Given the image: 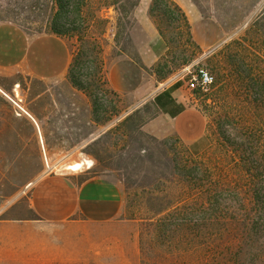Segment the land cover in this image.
<instances>
[{
    "label": "rangeland",
    "instance_id": "obj_1",
    "mask_svg": "<svg viewBox=\"0 0 264 264\" xmlns=\"http://www.w3.org/2000/svg\"><path fill=\"white\" fill-rule=\"evenodd\" d=\"M175 1L195 22V42L183 43L176 23L164 24L165 52L140 71L130 92L115 91L108 70L121 56L141 62L137 43L148 38L151 23L156 26L152 0H140L118 37V12L109 9L97 76H88L83 59L51 79L24 66L0 67V217H32V191L48 174L100 176L122 187L124 215L140 221L142 264L159 263L150 252L147 222L193 192L184 175L201 170L216 180L236 177L240 145H253L255 136L264 155V0ZM75 17L61 0H0V24H17L30 37L58 34L72 58L81 45ZM198 67L214 76L208 90L189 82ZM177 79L188 83L192 103L208 119L199 154L175 135L159 138L145 128L156 116L145 98ZM77 163L81 168L72 169Z\"/></svg>",
    "mask_w": 264,
    "mask_h": 264
},
{
    "label": "crops",
    "instance_id": "obj_2",
    "mask_svg": "<svg viewBox=\"0 0 264 264\" xmlns=\"http://www.w3.org/2000/svg\"><path fill=\"white\" fill-rule=\"evenodd\" d=\"M151 24L148 38L137 43L141 62L121 56L110 64L115 91L130 92L140 71L165 52L166 42ZM71 62L70 47L60 35L30 37L17 24H0V67L24 66L33 76L51 79L66 74ZM187 84L171 80L145 98L156 109L145 128L159 138L175 135L199 154L208 119L192 103ZM79 178L48 174L32 191V217H0V264H142L140 221L124 215L122 187L100 176Z\"/></svg>",
    "mask_w": 264,
    "mask_h": 264
},
{
    "label": "trees",
    "instance_id": "obj_3",
    "mask_svg": "<svg viewBox=\"0 0 264 264\" xmlns=\"http://www.w3.org/2000/svg\"><path fill=\"white\" fill-rule=\"evenodd\" d=\"M61 2L72 6L80 30V49L73 54L69 72L83 59L88 76H97L103 63L100 39L106 38L111 23L107 12L112 7L118 12V37L128 29L124 21L130 26V14L140 0ZM149 15L162 36L164 24L173 22L183 43L195 42L190 20L175 0H152ZM258 139L255 136L249 147L240 145L236 177L216 180L201 170L195 177L184 175L193 192L157 209L158 217L147 222L150 252L160 257L153 264H264V155Z\"/></svg>",
    "mask_w": 264,
    "mask_h": 264
},
{
    "label": "built area",
    "instance_id": "obj_4",
    "mask_svg": "<svg viewBox=\"0 0 264 264\" xmlns=\"http://www.w3.org/2000/svg\"><path fill=\"white\" fill-rule=\"evenodd\" d=\"M189 82L193 87L199 86L202 90H208L214 83V76L209 69L198 67Z\"/></svg>",
    "mask_w": 264,
    "mask_h": 264
},
{
    "label": "bare ground",
    "instance_id": "obj_5",
    "mask_svg": "<svg viewBox=\"0 0 264 264\" xmlns=\"http://www.w3.org/2000/svg\"><path fill=\"white\" fill-rule=\"evenodd\" d=\"M81 166H82L81 163H77V164H75L74 166H72L71 168H72V169H75V170H78V169L81 168Z\"/></svg>",
    "mask_w": 264,
    "mask_h": 264
}]
</instances>
